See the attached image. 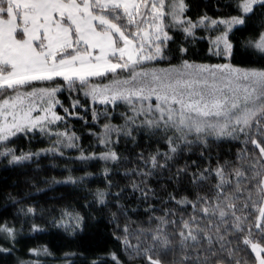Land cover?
Returning a JSON list of instances; mask_svg holds the SVG:
<instances>
[{
  "label": "snow or ice",
  "instance_id": "snow-or-ice-1",
  "mask_svg": "<svg viewBox=\"0 0 264 264\" xmlns=\"http://www.w3.org/2000/svg\"><path fill=\"white\" fill-rule=\"evenodd\" d=\"M78 109L106 121L88 133L103 151L67 127L88 125ZM93 164L103 187H89ZM0 172V264L21 239L77 240L104 220L119 251L38 245L16 264H264V0H0Z\"/></svg>",
  "mask_w": 264,
  "mask_h": 264
},
{
  "label": "trees",
  "instance_id": "trees-1",
  "mask_svg": "<svg viewBox=\"0 0 264 264\" xmlns=\"http://www.w3.org/2000/svg\"><path fill=\"white\" fill-rule=\"evenodd\" d=\"M205 2L209 5H213L215 3V0H205ZM208 14L211 16L214 14L211 7L207 9ZM197 35H201V33H197ZM207 43L201 42L196 43L193 48L190 49V57L192 59H195L199 61L201 57H203L207 53ZM205 62L209 63H217L218 61L214 58ZM67 92H65L63 95L59 97V99L64 103V107H69V102L67 99ZM81 99H83L81 97ZM117 111H123V109H118ZM58 114L61 116H64V112L62 108H57ZM75 115L83 116L85 120L88 121V125L86 126L84 123V120L75 119V118H66L67 119V127L70 129V131H73L76 133L77 136L80 137V140L78 141L79 144L82 145L83 148L87 149L88 152H100L103 151L102 148L97 147V141L93 136L88 135L89 132H99L100 127L106 122L103 119L100 120L98 125L93 126L92 120H91V111H88L85 113L82 109L76 110ZM113 123H121L119 119H115L112 121ZM65 129V124L60 123V127L56 130L63 131ZM16 145L28 150L31 148L33 151L45 148L50 146L49 142L45 141L44 143H33L28 144V142L24 139H18L16 140ZM131 146L128 145V148ZM240 145L236 143L232 144H223L221 145L219 151L222 155H225L226 153L231 151V153L234 155L239 149ZM116 150L120 153H123L124 155H128V151L126 150L125 142L122 140L119 144V146L116 148ZM136 151H139V149H136ZM65 155L67 156H75L78 155L77 152L72 150H67L65 152ZM228 158V157H226ZM194 159V157H193ZM43 164L52 163L51 160H44L42 161ZM55 163L63 166L66 161L63 160H57ZM34 167V165H33ZM104 165L103 164H93L90 166L87 171L93 172L96 174V177L92 180V182L89 184V187L96 188V187H103L102 183V177L100 176V173L102 172ZM119 171L122 173L126 167H129L128 165H120ZM9 173L0 172V177L7 176ZM45 175L51 176L56 175L57 178H61V173L59 171L53 172L51 170H48L44 173ZM82 172H76L74 175H81ZM63 175H67V173H64ZM113 180L120 184L121 187H123L125 184L129 183L128 180L122 178V176H113ZM43 187V185H41ZM118 189H112V191H117ZM59 191H64V189H60ZM58 194V193H55ZM54 193L49 192L48 196H52ZM37 199L40 200L41 204H44L46 202V198L42 195H38ZM48 203H51V201H48ZM133 207L135 204L132 205ZM3 207V201L0 200V208ZM2 218L11 219L10 216H8L6 213L2 214ZM141 218L132 216L129 220H125L124 218H121L120 224L121 227H123L124 223H129L130 230L135 227L134 224L131 223V221L139 222ZM37 223H40V221H37ZM28 225H25V234H27ZM90 233V234H89ZM115 235H121V233L117 232L116 229L107 222V220H104L103 222H100L96 224L95 227H93L91 224L89 225V228L86 230L85 234H82L81 239L72 240L71 238H65V236L61 234H57L55 230H51L50 234H43V235H37L35 239H21L20 242L16 245V248L18 251H16L12 257L9 259V264H16L17 258L24 261H29L35 259L28 253L29 248L37 247L38 245H46L51 252L55 256H60L63 252L69 251V250H81L83 251L85 248L92 246V245H101L106 247L110 250L119 251L121 248L120 241L116 240L114 238ZM134 242V241H133ZM45 264H59L57 260L48 258L45 262ZM136 264H140L139 261L136 262Z\"/></svg>",
  "mask_w": 264,
  "mask_h": 264
}]
</instances>
